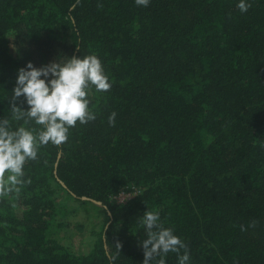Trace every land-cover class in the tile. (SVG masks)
<instances>
[{
    "label": "trees",
    "instance_id": "trees-1",
    "mask_svg": "<svg viewBox=\"0 0 264 264\" xmlns=\"http://www.w3.org/2000/svg\"><path fill=\"white\" fill-rule=\"evenodd\" d=\"M245 2L0 0V119L12 130H42L10 110L29 62L95 54L112 84L89 88L96 119L42 146L24 166L31 184L0 198V264H143L147 210L190 264H264V0ZM68 205L93 209L87 253L59 240Z\"/></svg>",
    "mask_w": 264,
    "mask_h": 264
},
{
    "label": "clouds",
    "instance_id": "clouds-1",
    "mask_svg": "<svg viewBox=\"0 0 264 264\" xmlns=\"http://www.w3.org/2000/svg\"><path fill=\"white\" fill-rule=\"evenodd\" d=\"M135 3L147 7L150 0H135ZM237 7L246 12L251 5L240 0ZM92 86L97 92H107L112 87L95 54L68 58L62 63L54 61L39 68L29 62L18 70L10 110L15 120H23L25 125L34 120L42 130L25 126L12 130L9 119H0V198L12 193L18 195L22 187L31 184V178L24 179V166L29 160L37 159L42 146L49 142L60 146L68 140L69 129L77 122L83 125L96 119L87 98ZM22 96L29 105L26 111L15 103ZM116 116L114 111L109 115V126H115ZM141 223L147 232V238L141 241L143 264H166L169 253L177 255L179 264H190L188 245L174 235L173 228L164 227L158 211L147 210ZM256 223L252 221L248 227H255ZM241 230L246 229L242 226ZM114 246L120 255L122 244L117 241Z\"/></svg>",
    "mask_w": 264,
    "mask_h": 264
},
{
    "label": "rangeland",
    "instance_id": "rangeland-1",
    "mask_svg": "<svg viewBox=\"0 0 264 264\" xmlns=\"http://www.w3.org/2000/svg\"><path fill=\"white\" fill-rule=\"evenodd\" d=\"M33 51L28 52V54L37 65L39 60L38 52L37 50ZM129 198L133 197L129 194L122 196L118 195L116 200L120 204H125L130 200ZM66 208L69 212L67 213L66 217H64V222L66 225L64 228L58 230L59 240L64 245L72 248L76 252L87 253L92 248L94 240V238L91 236V230L92 228H95V221L93 220L94 215L91 212L93 209H89L88 207L85 209L80 208L75 210V207L72 205H68Z\"/></svg>",
    "mask_w": 264,
    "mask_h": 264
},
{
    "label": "built area",
    "instance_id": "built-area-1",
    "mask_svg": "<svg viewBox=\"0 0 264 264\" xmlns=\"http://www.w3.org/2000/svg\"><path fill=\"white\" fill-rule=\"evenodd\" d=\"M125 194L126 195L129 194L132 197H135L136 196L135 189H134V192H129V191H127V192H121V194H119V196H122V195H125ZM129 199H132V198H129Z\"/></svg>",
    "mask_w": 264,
    "mask_h": 264
},
{
    "label": "water",
    "instance_id": "water-1",
    "mask_svg": "<svg viewBox=\"0 0 264 264\" xmlns=\"http://www.w3.org/2000/svg\"><path fill=\"white\" fill-rule=\"evenodd\" d=\"M93 202H95V203L98 204V205H101V203H98V202H96V201H93Z\"/></svg>",
    "mask_w": 264,
    "mask_h": 264
}]
</instances>
